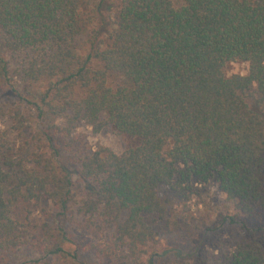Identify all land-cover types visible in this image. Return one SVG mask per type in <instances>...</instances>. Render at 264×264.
<instances>
[{
	"label": "trees",
	"instance_id": "16d2710c",
	"mask_svg": "<svg viewBox=\"0 0 264 264\" xmlns=\"http://www.w3.org/2000/svg\"><path fill=\"white\" fill-rule=\"evenodd\" d=\"M211 182L238 238L154 249L202 231L170 205ZM263 218L264 0H0V264H91L79 236L95 264H264Z\"/></svg>",
	"mask_w": 264,
	"mask_h": 264
},
{
	"label": "rangeland",
	"instance_id": "374dc122",
	"mask_svg": "<svg viewBox=\"0 0 264 264\" xmlns=\"http://www.w3.org/2000/svg\"><path fill=\"white\" fill-rule=\"evenodd\" d=\"M173 3L175 6L179 7L182 4V0H173ZM225 72L228 76H245L249 72V65L243 62L231 63L226 67ZM77 135H83L93 149L102 146L110 149L116 154H122L138 145V140L126 135H121L112 127H107L99 134H94L93 130L89 127H83L78 131ZM160 194L164 200L171 199V193L167 188H162ZM189 197L190 198L185 201L177 200V202H171L169 219L172 223L177 222L178 217L186 220L187 223H201L202 227H204L202 231L170 234L166 232L165 229H159L160 227H158V231H160L158 245H154L153 248L157 249L160 253L165 249H176L189 253L199 244L202 235L206 233L208 234L206 252L209 259H212L218 253V250L215 248L216 244L222 246L223 242L232 243L238 238L236 229H219V224L228 223L229 219H227L226 222L224 220L226 216H233L234 211L233 209L227 208L226 197L218 190L215 182H211L206 186H197ZM248 223H250V226L253 228L261 227L264 230V218L261 224L255 220L249 221ZM207 227H210L212 231H208L209 233L205 232L204 229ZM78 241L82 243L80 249L82 259L89 261L91 264H95L97 262L96 257L84 251L90 239L85 236H79ZM31 258L37 259L38 256L32 255L30 251H22L17 253V255H12L11 261L12 263H23L26 262V259ZM47 264H59V262L50 259Z\"/></svg>",
	"mask_w": 264,
	"mask_h": 264
}]
</instances>
